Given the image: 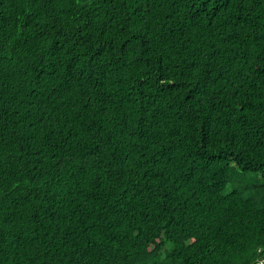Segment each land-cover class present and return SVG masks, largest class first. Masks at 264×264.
<instances>
[{
  "label": "trees",
  "instance_id": "trees-1",
  "mask_svg": "<svg viewBox=\"0 0 264 264\" xmlns=\"http://www.w3.org/2000/svg\"><path fill=\"white\" fill-rule=\"evenodd\" d=\"M264 0H0V264H257Z\"/></svg>",
  "mask_w": 264,
  "mask_h": 264
},
{
  "label": "built area",
  "instance_id": "built-area-1",
  "mask_svg": "<svg viewBox=\"0 0 264 264\" xmlns=\"http://www.w3.org/2000/svg\"><path fill=\"white\" fill-rule=\"evenodd\" d=\"M257 264H264V257L263 256H259L256 260Z\"/></svg>",
  "mask_w": 264,
  "mask_h": 264
},
{
  "label": "snow or ice",
  "instance_id": "snow-or-ice-1",
  "mask_svg": "<svg viewBox=\"0 0 264 264\" xmlns=\"http://www.w3.org/2000/svg\"><path fill=\"white\" fill-rule=\"evenodd\" d=\"M58 3H62L64 2V0H57ZM77 2H79V0H77ZM249 2L251 3V0H249Z\"/></svg>",
  "mask_w": 264,
  "mask_h": 264
}]
</instances>
